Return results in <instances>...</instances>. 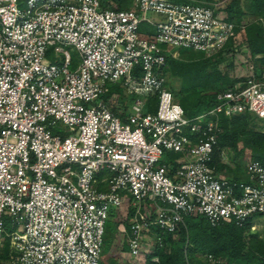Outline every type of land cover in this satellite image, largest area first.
<instances>
[{
    "label": "built area",
    "instance_id": "obj_1",
    "mask_svg": "<svg viewBox=\"0 0 264 264\" xmlns=\"http://www.w3.org/2000/svg\"><path fill=\"white\" fill-rule=\"evenodd\" d=\"M225 1L112 9L99 0H0V252L8 243V264H100L108 213L123 205L133 209L119 226L132 257L160 240L154 228L175 234L186 216L264 227V161H247L248 181L211 164L221 117L264 121V72L187 117L163 70L176 48L211 55L244 27L217 9ZM67 47L77 52L74 68ZM114 86L130 98H103ZM165 153L177 158L166 162Z\"/></svg>",
    "mask_w": 264,
    "mask_h": 264
},
{
    "label": "trees",
    "instance_id": "obj_2",
    "mask_svg": "<svg viewBox=\"0 0 264 264\" xmlns=\"http://www.w3.org/2000/svg\"><path fill=\"white\" fill-rule=\"evenodd\" d=\"M169 1L204 5L210 0ZM240 1L228 0L217 9L224 10L227 19L236 24H239L241 18L243 19L248 14L246 13L248 10L257 18L264 19V0H249L251 4L246 12L242 11ZM99 2L102 8L112 9H128L133 5V0H99ZM141 29L149 34L153 32L152 28L145 24L141 25ZM262 31V26L255 23L242 28L238 27L223 48L211 55L190 49L178 51L177 57H173L171 54L165 55L163 69L165 76L169 74L170 78L178 80L179 89L175 90L173 83L167 80V76L166 87L173 93L175 99L177 98V102L182 106L187 117H193L211 108L216 92L233 86L238 80H240L239 82L246 80V76L239 79L234 78V75L231 74L234 69L232 56L234 57L237 52L247 49L251 58L254 55L262 54L261 58L255 60L253 73L250 76L264 72ZM190 51L196 52L197 56L192 55ZM227 55L230 56L228 64L223 66L224 68H218L219 62L225 60ZM49 57L53 58V56ZM121 90L116 86L111 87L103 98H108L114 91L120 93ZM155 108L156 97H148L146 110L154 111ZM254 118L256 117L248 113L229 118L221 117L222 131L218 134L211 163L215 169L221 170L226 167V164L220 160L222 151H230L234 155H238L243 152L244 148H249L252 159L264 161V132L251 129L250 123ZM240 142L242 147L239 148ZM167 156L177 158L176 154L170 153ZM232 178L235 181H248L247 175L246 179L236 175ZM132 213L133 209L126 205L109 211L105 224L100 264H129L123 261L122 253L136 260L137 264H210L207 259L208 255L214 259H220L221 264H264V239L258 238L256 233L250 230V221L241 227L233 221L212 226L202 215L186 216L184 223L180 225L175 234L163 233L154 228L160 242L155 243L154 247L144 254L132 257L129 255L126 242L127 233L121 232L119 229L122 224L128 227ZM4 223L5 231L10 232L12 228L7 217L4 218ZM8 260L9 248L6 243L0 252V264H8Z\"/></svg>",
    "mask_w": 264,
    "mask_h": 264
},
{
    "label": "rangeland",
    "instance_id": "obj_3",
    "mask_svg": "<svg viewBox=\"0 0 264 264\" xmlns=\"http://www.w3.org/2000/svg\"><path fill=\"white\" fill-rule=\"evenodd\" d=\"M214 1H216V0H214ZM227 1L228 0H226L222 4H225ZM250 4L251 3L249 2V0H241L240 1V5H241L242 11H244V10L247 11L249 9V7H250ZM246 13H248V14L246 16H244L243 19L241 18L240 23H242L243 26H248V25L250 26V24H252V23L260 24L262 26V30H263L262 32H263V38H264V19L257 18V16H254V15L250 14L249 10ZM151 17L153 19H155V20H159L160 19L159 16H157L155 14H151ZM66 49L69 50L71 59H73L70 68H74L78 64V61H79L77 52L74 49H72L71 47H67ZM176 50H178L180 52L181 50H184V49L183 48H176ZM48 52L50 54L49 56L52 57L53 56L52 48H49L48 51H47V58H48V60L52 61L53 58L51 59L48 56ZM191 53H192V55H196L197 56V53L196 52H191ZM229 55L226 56L225 60L220 61L219 62L220 64L217 63L218 64L217 65L218 68L219 67L224 68L223 66H225V65L228 64L229 57H230ZM261 56H262V54H257V55H254L253 58H251L249 56V51L247 49L242 50V52L241 51L237 52L234 55V57L232 56V60H233V64H234V69L231 71V74L234 75V78H239V79H242V78H240L242 76H246V78L250 77V75L253 73V68H254L255 60H257L258 58H261ZM241 63H244V65H241ZM257 67L259 68V66H257ZM166 76H167V80L168 81L170 80L173 83L175 90L178 91V89H179L178 80L170 78L169 77V74L166 75ZM239 81L240 80H238V82ZM119 94L122 96V99L123 100L130 98V96H128L127 94H125V91H123V90H121V92ZM250 127H251L252 130H257V131L264 132V121L263 120H260L258 118H254L253 121L250 123ZM238 147L239 148L242 147V143L241 142L238 144ZM224 152H225L224 153L225 155L223 154V158L225 156L227 158V160H228V164L227 163H224V164H227V166H229L227 169H230V170L232 169V171L234 169V174H236L238 176H240L239 174L242 173V169L241 168H244V165L247 163V161L250 160V159H252V157L250 155L249 148H244L243 152L240 153V154H238V155H234L230 151L229 152L228 151H224ZM167 155L168 154L165 153L164 156H163V159L166 162L169 161V159H171L172 161H174V158L173 157L167 156ZM229 164H232L233 166L231 167ZM254 232L256 233V235H257L258 238L264 239V227H262V228H260V229H258L256 231H254ZM149 249H150V246L149 247H146L145 248V252L148 251ZM121 257H122L123 261H126L129 264H137L136 263V260L130 258L125 253H122ZM138 262H139V260H138Z\"/></svg>",
    "mask_w": 264,
    "mask_h": 264
},
{
    "label": "crops",
    "instance_id": "obj_4",
    "mask_svg": "<svg viewBox=\"0 0 264 264\" xmlns=\"http://www.w3.org/2000/svg\"><path fill=\"white\" fill-rule=\"evenodd\" d=\"M244 9V8H243ZM220 11V13H222L223 15H225L226 14V12L224 11V10H222V9H220L219 10ZM245 11V10H244ZM246 12V11H245ZM155 20V19H154ZM225 153V152H224ZM225 155V154H224ZM221 162H223V163H227L228 164V160H227V158L224 156V158H223V160H221ZM227 164H226V167L225 168H223V169H221V170H217L216 169V171H217V173L218 174H221V175H224V176H228V177H234L236 174H234V169H233V171H232V169L230 170V169H227L229 166H227ZM231 167L233 166L232 164H229ZM242 169V175L241 174H239L240 176L239 177H242V178H244V179H246V173H245V170H244V168H241ZM244 170V171H243ZM236 176H238V175H236Z\"/></svg>",
    "mask_w": 264,
    "mask_h": 264
}]
</instances>
